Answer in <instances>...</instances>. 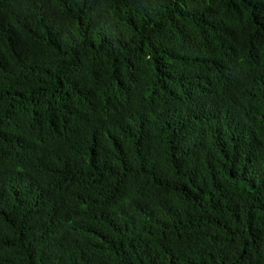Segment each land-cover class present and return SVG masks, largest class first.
Returning <instances> with one entry per match:
<instances>
[{
	"label": "trees",
	"instance_id": "16d2710c",
	"mask_svg": "<svg viewBox=\"0 0 264 264\" xmlns=\"http://www.w3.org/2000/svg\"><path fill=\"white\" fill-rule=\"evenodd\" d=\"M0 264H264V0H0Z\"/></svg>",
	"mask_w": 264,
	"mask_h": 264
}]
</instances>
